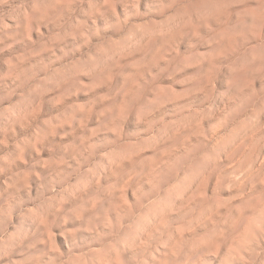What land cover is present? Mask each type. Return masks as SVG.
<instances>
[{
    "label": "rangeland",
    "instance_id": "374dc122",
    "mask_svg": "<svg viewBox=\"0 0 264 264\" xmlns=\"http://www.w3.org/2000/svg\"><path fill=\"white\" fill-rule=\"evenodd\" d=\"M0 264H264V0H0Z\"/></svg>",
    "mask_w": 264,
    "mask_h": 264
}]
</instances>
